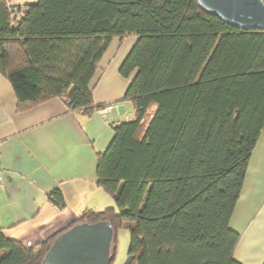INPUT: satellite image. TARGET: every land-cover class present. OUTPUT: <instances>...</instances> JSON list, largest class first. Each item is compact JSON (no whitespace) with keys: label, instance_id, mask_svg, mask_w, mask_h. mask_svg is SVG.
<instances>
[{"label":"trees","instance_id":"1","mask_svg":"<svg viewBox=\"0 0 264 264\" xmlns=\"http://www.w3.org/2000/svg\"><path fill=\"white\" fill-rule=\"evenodd\" d=\"M128 36L119 74L132 77L121 101L134 118L112 125L96 165L114 206L32 246L0 229V264H41L61 232L97 221L114 231L110 260L128 227L123 264H242L229 222L264 128V29L231 26L197 0H0V74L18 111L60 97L89 117L104 107L90 87L100 60ZM48 199L65 206L58 188Z\"/></svg>","mask_w":264,"mask_h":264},{"label":"crops","instance_id":"2","mask_svg":"<svg viewBox=\"0 0 264 264\" xmlns=\"http://www.w3.org/2000/svg\"><path fill=\"white\" fill-rule=\"evenodd\" d=\"M129 38L132 44L125 48L127 38L113 37L104 52L90 82L94 102L104 107L89 117L70 111L60 97L18 111L12 87L0 74V229L5 237L32 246L67 228L86 209L114 206L97 185L96 165L97 154L113 138L112 125L134 118L131 102L121 101L132 77L119 74L136 40ZM56 188L64 198L62 208L48 199ZM229 225L240 235L234 258L264 264V128Z\"/></svg>","mask_w":264,"mask_h":264},{"label":"water","instance_id":"3","mask_svg":"<svg viewBox=\"0 0 264 264\" xmlns=\"http://www.w3.org/2000/svg\"><path fill=\"white\" fill-rule=\"evenodd\" d=\"M225 23L241 29H264V0H197ZM114 231L109 222H78L61 232L41 264H109Z\"/></svg>","mask_w":264,"mask_h":264},{"label":"rangeland","instance_id":"4","mask_svg":"<svg viewBox=\"0 0 264 264\" xmlns=\"http://www.w3.org/2000/svg\"><path fill=\"white\" fill-rule=\"evenodd\" d=\"M25 0H12L14 3L22 2ZM131 36H128L125 40V45L123 47L131 46L132 40H130ZM129 40V41H128ZM115 253L113 258L110 260L109 264H123L126 260L128 247L130 243V232L127 226L123 225L118 227L115 232Z\"/></svg>","mask_w":264,"mask_h":264},{"label":"built area","instance_id":"5","mask_svg":"<svg viewBox=\"0 0 264 264\" xmlns=\"http://www.w3.org/2000/svg\"><path fill=\"white\" fill-rule=\"evenodd\" d=\"M9 7H10V11L13 13V15L17 16V14H18L17 7L15 5H12L11 3L9 4ZM107 108L110 109L111 106H108Z\"/></svg>","mask_w":264,"mask_h":264}]
</instances>
